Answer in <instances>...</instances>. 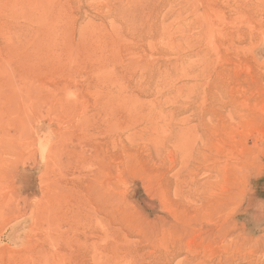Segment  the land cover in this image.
<instances>
[{
	"label": "rangeland",
	"instance_id": "obj_1",
	"mask_svg": "<svg viewBox=\"0 0 264 264\" xmlns=\"http://www.w3.org/2000/svg\"><path fill=\"white\" fill-rule=\"evenodd\" d=\"M0 264H264V0H0Z\"/></svg>",
	"mask_w": 264,
	"mask_h": 264
}]
</instances>
